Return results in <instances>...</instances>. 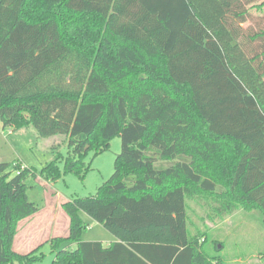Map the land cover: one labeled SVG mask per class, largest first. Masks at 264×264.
<instances>
[{"label": "trees", "instance_id": "16d2710c", "mask_svg": "<svg viewBox=\"0 0 264 264\" xmlns=\"http://www.w3.org/2000/svg\"><path fill=\"white\" fill-rule=\"evenodd\" d=\"M243 2L0 0L2 127L65 136L64 171L77 174L121 139L95 195L61 204L69 232L50 240L52 264H222L188 231L193 190L219 196L221 215L257 210L264 228V29L243 31ZM30 176L0 163V264L41 260L13 249L39 211ZM80 213L115 241H82Z\"/></svg>", "mask_w": 264, "mask_h": 264}, {"label": "rangeland", "instance_id": "374dc122", "mask_svg": "<svg viewBox=\"0 0 264 264\" xmlns=\"http://www.w3.org/2000/svg\"><path fill=\"white\" fill-rule=\"evenodd\" d=\"M263 3L262 8L259 6ZM246 21L241 24L243 31L264 29V0H244ZM260 7V8H258ZM65 136L55 135L41 138L32 125L21 129L3 128L0 122V163H16L18 168H32L36 177L26 179V196L39 208L29 221L17 225L15 248L27 254L39 247L41 260L36 264H52L51 239H66L69 217L60 207L62 203L75 197L95 195L97 189L106 182L114 171L116 156L121 152V139L115 137L109 142L108 150L94 156L93 151L82 158L86 167L81 173L64 171L67 155ZM59 168V177L46 181L40 172L51 162ZM164 165V164H163ZM11 171V176L15 173ZM44 176V172L42 173ZM222 203L216 195L194 191L187 199V225L190 235H198L205 240V248L218 255L222 264H262L264 261V228L257 210L237 207L231 213L221 215L217 207ZM80 217L86 227L80 235L82 241H98L104 246L115 238L100 224L84 213ZM20 227V228H19ZM61 249H75V244L63 242ZM14 249V247H13Z\"/></svg>", "mask_w": 264, "mask_h": 264}, {"label": "crops", "instance_id": "0c3cea01", "mask_svg": "<svg viewBox=\"0 0 264 264\" xmlns=\"http://www.w3.org/2000/svg\"><path fill=\"white\" fill-rule=\"evenodd\" d=\"M36 214H37V213H36ZM36 214H35L34 216H36ZM34 216L29 217V218H26V219L20 221L19 224H21V222H23V221H27V220L29 221V219L33 218ZM19 228H20V227H19ZM16 240H17V236L14 237L13 247H14V250H15L16 252H18V250L15 248V246H18V244L15 245ZM111 243H112V242H111ZM107 246H108V245H107ZM18 253H19V252H18Z\"/></svg>", "mask_w": 264, "mask_h": 264}]
</instances>
